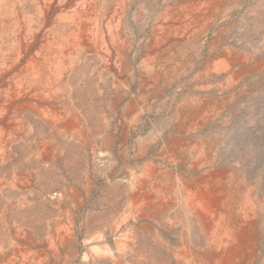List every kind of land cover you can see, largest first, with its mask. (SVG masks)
Segmentation results:
<instances>
[{
  "label": "bare ground",
  "instance_id": "6f19581e",
  "mask_svg": "<svg viewBox=\"0 0 264 264\" xmlns=\"http://www.w3.org/2000/svg\"><path fill=\"white\" fill-rule=\"evenodd\" d=\"M220 1L0 0V264H264V57L207 40Z\"/></svg>",
  "mask_w": 264,
  "mask_h": 264
},
{
  "label": "rangeland",
  "instance_id": "374dc122",
  "mask_svg": "<svg viewBox=\"0 0 264 264\" xmlns=\"http://www.w3.org/2000/svg\"><path fill=\"white\" fill-rule=\"evenodd\" d=\"M220 2L221 14L219 13L220 16L218 17L215 26L208 34L207 40L211 38L217 30H225V28L228 27L229 31L227 34V38L229 42L234 44L240 50H242V48L244 47L243 50H246L248 53L250 52V54L254 57H264V0H221ZM203 48V51H205V46ZM250 76H247L244 79L245 82H242V84L248 82V85L258 84V89L256 92L264 93V67L262 68L261 72H256V74L252 73ZM218 79L219 77H215L211 81H217ZM202 83L204 82H201L200 84ZM174 89H181L187 91V89H189V86L179 88L178 85H175L171 90L167 92V98H170L173 95ZM101 99L102 97H97L94 103V109L98 114H100L104 109V99ZM85 163L86 160L84 158L72 157L70 158V161L63 160L59 163L56 162L52 165H46L47 167H45L43 170L40 169L39 172L35 171L33 183L35 185L34 188L37 190V200L40 201L44 196L50 193V190L42 188L43 182L47 180V182L50 183L51 186H53L57 183V181L59 182V180H63V178L69 180H73L74 178H76L78 181L84 179L86 175L81 173L80 171H82ZM45 174L50 175L48 177L49 179L45 177ZM50 180L51 182H49ZM100 180L101 179L97 180V182L95 183L92 189L93 193L91 192V195L89 197H84V204L82 203V207H80L79 209V219L77 220V222L82 225V232L86 230V227L84 226V220L86 219L87 213H89V209L91 208L95 212H99L103 207L105 194L107 192V185L104 183L103 180ZM82 222L84 223L82 224ZM44 223L45 221L42 222V224ZM80 238L82 239V235L80 236Z\"/></svg>",
  "mask_w": 264,
  "mask_h": 264
}]
</instances>
